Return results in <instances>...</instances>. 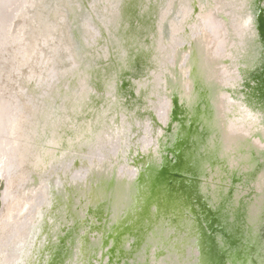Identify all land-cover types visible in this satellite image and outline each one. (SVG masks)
<instances>
[{"label": "bare ground", "instance_id": "bare-ground-1", "mask_svg": "<svg viewBox=\"0 0 264 264\" xmlns=\"http://www.w3.org/2000/svg\"><path fill=\"white\" fill-rule=\"evenodd\" d=\"M119 1L84 2L82 6L100 17L98 18L100 23L97 25L86 19L95 35L99 33L102 36L106 21L111 20L120 4ZM73 3L76 5V1ZM152 3L148 4V11L143 15L144 19L138 17V21L142 25L150 24L148 30L143 32L150 33L151 30L156 36L160 6ZM31 6L33 7L30 8ZM47 9L55 10V16L58 17L50 18ZM149 10L155 16L152 17ZM66 17V6L57 0H0V66L4 69L12 64L22 63L19 56L12 57L11 54L8 57L7 54L13 50L15 53L20 44L24 46L26 42H30V39L25 37L26 31H35L33 24L37 22V18L41 22L49 21V25L43 24L47 27L46 38L39 36V41L29 44L34 47L36 45L38 55L29 70H33L32 68L42 70L38 78L33 77V82H29L38 85L37 94L34 98L30 96L26 99L25 97L29 96L27 91L32 85L27 83L17 86L20 91L17 92L24 99L18 112L32 113L31 107L36 110L33 122L34 128L39 127L43 131V133L38 131L43 154H46L47 158L52 154L45 152L48 148V146L45 148V142L46 144L52 142L56 135L63 132L68 133V128L77 129L78 121L89 119L77 130L80 131L76 134L80 136L77 140V149L75 146L78 151V154H75L77 157L66 154L59 161L53 160L44 173L39 174L41 177H48L47 181L43 186H39L35 197L31 198L33 203L26 211V224L20 228L18 223L13 228L9 226L11 223L6 218V212L10 207L7 198L12 192L8 190L9 184L21 168L18 164L19 159L21 158V161L23 157L27 158L26 161L31 159V153L33 154L35 148L32 146L34 141H30V136L36 130L29 124L20 133L17 132L18 128H14L12 139L10 129H4V120H2L4 102L0 104V139L4 130H7L13 147L12 152L15 154L14 159L9 157V173L8 175L5 173L7 187L0 210V227L4 236L8 238L0 243V264H66L71 259L72 247L78 254L75 256V264H101L102 254L106 251L109 253L110 250L116 257L113 258L115 262H118V256L123 250L128 254L133 250L140 252L147 260V252H145L147 248L153 264H209L206 261L207 255H196L193 252L201 251L205 242L203 236L210 234L209 226L221 229L220 224L216 226L215 223L218 221L210 217L208 211L213 214L216 210L215 206L220 207L222 200L228 198L232 192L229 184L235 179L239 182V174L235 167L239 165V171L246 169L242 175L247 180L263 181L260 176L264 175V145H262L264 139L260 133H254V128L257 126L253 124L254 127L245 130L248 133L241 131L242 128L237 121L235 122L227 114L228 99L219 96L221 91L223 93L229 90L223 85L229 79L226 72L220 71L221 61L217 59L215 54L217 50L212 44L214 39L212 30H208L203 24L198 30L192 31L189 38L194 34L198 35L200 40L192 47L183 49L188 50L191 55L192 82L188 96L184 94L180 80L174 83L169 77L166 78L167 87H172L171 92L166 94L172 100V108L164 126L156 121L155 126L161 127L159 130L161 133L156 135L158 131L154 126L146 132L148 135H142V129L146 131L150 127L140 122L137 126H130L132 128L129 132H124V136L126 134L124 146V136L115 131V126L110 123L105 113L108 108L116 109L120 94L122 96L125 94L117 83L127 72L123 73L124 69H119L111 56L108 58V64L104 65L105 60H102V57L105 55H102L104 51L100 47L101 51L98 50L100 67L93 72L97 77V85H94V76L90 78V84L92 88L95 86L97 92V95H94L90 92V84H85L82 78H78L82 71V63L79 50L75 47L77 56L74 55L73 65H75L72 67V73L63 77L67 65L62 66L63 69L58 66L59 62L56 65L54 54H59V49L60 52L62 49L69 50L68 37L64 42L61 39L58 41L59 34L61 38L63 35L66 37L68 24ZM234 29L236 34L241 31L239 26ZM143 32L134 33L139 34L138 37L136 36L134 47L138 48V51H146L147 60L151 51L144 49L148 42L147 38L140 42ZM71 37L76 42L73 36ZM99 38L96 45L104 47L103 38L101 41ZM154 38L152 40L155 42ZM180 38L181 35L178 41ZM205 40L208 44L207 49L203 43ZM95 41L96 39H89V42ZM262 46L264 51V43ZM134 47H131V51ZM263 57L264 52L261 54V62L264 61ZM8 58H11L10 61L5 62ZM256 58H253V62ZM143 63L148 65V62ZM148 67L154 66L149 63ZM253 68L251 76L259 81V86L256 88L259 97L256 92L252 95L264 101V67ZM135 69L134 73L128 72L134 77L132 82L135 83L132 84L130 81L133 87L144 82L136 75L140 73V66ZM173 70L174 75L178 76L177 70ZM153 78L158 79L156 76ZM157 84L161 93L163 83ZM154 85L155 83H152V86ZM33 91L35 92V89ZM88 92L91 95L87 97ZM197 93L199 98L196 100ZM140 95H144L142 91ZM160 100L162 101L163 98L161 97ZM165 105L166 103L160 105V117L167 116ZM90 107L93 109V111L90 109L92 112L88 111ZM139 108L138 112H140ZM256 108L264 109L255 106L252 110ZM86 111V116L83 118L81 115ZM6 113L10 117L12 114L10 108ZM145 114L138 115L142 117ZM125 115L126 120H129L127 113ZM11 116L17 118L18 114L13 112ZM69 118L71 121L75 118L77 122H70L72 125L68 127ZM256 124L259 127V122ZM210 132L213 136L207 146L205 143ZM63 146L62 149H68L67 145ZM3 150L5 152L4 148ZM55 155L57 156L58 152ZM2 169L4 168L0 167L1 172ZM220 183L223 187L219 186ZM237 205L235 204L233 209H236ZM228 219L225 223L227 225ZM220 242L222 250L225 251L230 247L227 243ZM184 250L192 252L191 258L182 257ZM226 262L231 261L227 258ZM106 263H109V259L103 264Z\"/></svg>", "mask_w": 264, "mask_h": 264}, {"label": "rangeland", "instance_id": "rangeland-1", "mask_svg": "<svg viewBox=\"0 0 264 264\" xmlns=\"http://www.w3.org/2000/svg\"><path fill=\"white\" fill-rule=\"evenodd\" d=\"M39 1V0H35ZM58 2L62 3L67 8V26H66V37L63 35L61 38V35L59 34V40H67L69 42V50L60 52L59 54H54L56 59V65L57 62H59L58 66L63 69L62 66L65 67L67 65V68H65V71L63 77L67 74L72 73V67L73 61L75 59L74 55L77 56V51L75 50V47L77 50H79V58L82 63V71L80 72V75L78 78H82L85 84H90V78L94 76V85H97V77L93 75L94 70L98 69L100 67L99 61H100V47H102L104 53L102 55H105L102 57V60H105L104 65L108 64V58L115 59L117 65L119 66V69H124V72H127L126 75H123L118 80V87H120L121 91H124L125 94L122 96L120 93L118 103L119 105L116 106V109L108 108L106 109L105 115L110 120V123L114 125L115 131H118L120 134L124 136V132H129L130 129L134 126L139 125L140 122H143L148 128V130L142 129V135H148L146 132L153 129L155 126L156 121L160 122L161 125H165L166 121H168L170 110L172 108V100L170 97H167L166 94L171 92L172 87H167L166 81L169 77L171 81L174 83L180 80L181 88L184 91V94L188 96V91L190 88V82H192V68H191V55L188 50L184 51V47H192L193 44H196L199 42L200 37H197L198 35H192L189 38V33H192V31L198 30V27L203 24L207 27L208 30H212L213 32V42L212 44L215 45V48L217 51H215V54L217 59H220L219 66L220 71L226 72L225 74L228 76V81L225 85L226 89H229L228 91H222L220 92L219 96L220 98H226L228 99V102L232 101V95L234 94L235 97H238L239 102V110L244 111L245 115L247 116V120L243 122V124H240L241 131L248 130V128L254 127L253 126V120L256 119V122H259V133L261 134V137L264 139V109L258 110L259 117L252 118L248 112L251 110L252 107L256 105V103H252L254 100L252 98V94L256 89L253 88V85H255L252 75V70L254 69L253 66L248 63H246V60L250 62L253 57L251 55L246 54L247 57L245 60V63L242 68L238 67L237 59L233 56L235 54H232L231 48L234 46V43L238 40L236 38L232 37V40L230 39L228 41V37H226L225 33V25L224 20L225 17L221 13V8L226 0H195L196 1V11L195 8H193V5H191V0L188 2V0H120V4L118 5L117 10L113 13L111 20L106 21V28L101 34L93 33L91 28L89 27L88 23L86 22V19H89V21L97 25L100 23L99 16L96 15V13H90L85 6H82L85 1L87 0H57ZM76 1V5H74L73 2ZM230 2L231 5L234 4L233 7L237 8V3H244L246 0H227ZM151 2L155 6L158 7L161 16L163 15V19L170 17L169 21H167L166 24L164 22L158 21L156 24V32L157 35H153V33L150 30V33H144L143 31H147L150 27V24L142 25L138 21V17L140 19H144L143 15L147 13L148 7ZM188 2V3H187ZM247 2V1H246ZM247 6V12H244L243 17L247 19V23L243 25L242 31L238 34V36L242 37L244 34L243 29H249L252 31L250 34V39H248V43L245 42L246 50L244 49V52L248 53L252 49V45L254 43L255 35H256V20L254 18V11L262 10V15H264V0H249ZM34 6V5H33ZM31 6L30 8H32ZM162 6V7H161ZM83 7V9H82ZM37 9V7H35ZM65 9V8H64ZM33 10V9H32ZM158 11V13H159ZM48 15L50 18H55L58 16L56 15L55 10H48ZM149 12L152 14V17L155 16L154 13H152L150 10ZM160 13L158 14V17L160 16ZM193 13V16H192ZM218 14V15H217ZM248 15V16H247ZM143 17V18H142ZM202 17V18H201ZM242 17V16H240ZM242 17V18H243ZM201 18V22L198 23L197 21ZM151 20V19H150ZM34 25L35 31H26V39H30V42H26V44L23 46V44L19 45V49L15 51L16 55L13 51L8 52V55H11L12 57L19 56L22 63L19 64H12L9 68L6 69L2 68L0 66V104L2 102L4 107H2V111L4 112L3 119L4 120V129L8 128L10 129V137L13 139L14 137V130L18 128L17 132L20 133L24 129L27 128V124H29L34 130V133L30 136V141H34V151L33 154L31 153V159L26 161L27 158L21 161V158L19 159V166L21 168L17 171V173L12 177L9 184V192H11V196L7 198V203L10 206L9 210L6 212V218L11 223L9 226H12L13 228L19 223L20 228L23 227L24 224H26V211L29 209V207L32 205L31 198L35 197V194L39 190V186H43L44 182L47 181L46 177H41L39 174L44 173V171L47 169V167L55 161H59L64 155H77L78 151L77 149V140H79L80 136H77L76 134L80 131H77L82 124H84L87 120H80L78 121L77 129L68 128V133L64 132L62 134L56 135L52 142H49L46 144L44 143L45 148L48 146L47 149H45V152L52 153L50 154V158H47L46 154H43L42 147H40L39 137H38V131L42 132L39 127L34 128V112L36 111L33 107L32 113H27L26 111L18 112V108H20L23 105V97H21V94L19 93V88H17L18 85L27 84L29 82H33V79L38 78V76L41 75L42 70L32 68L33 70H29V67H32V63L34 60H36L38 55L36 54V45H29L30 43H33V41L38 40L41 36V38H46L48 35L45 28V25H49V21L41 22L36 20ZM157 21V20H156ZM208 23V24H207ZM89 27V28H88ZM28 28V26H27ZM26 28V29H27ZM44 29V31H42ZM187 29V32L184 36H181L180 41H178V38L180 34L183 33V31ZM138 31L143 32L141 33V41H144L146 38L148 39L147 44L144 46V49L147 51H151V54L149 55L148 59L146 60V51L140 50L138 51L135 46V41H137L138 35L134 33H138ZM236 31H238L236 29ZM61 32V30H60ZM216 32V33H215ZM30 33V34H27ZM235 33V31H234ZM156 34V33H155ZM46 35V36H45ZM183 35V34H182ZM224 35V36H223ZM76 40L74 42L72 40ZM137 36V37H136ZM155 36V38H154ZM100 37V38H99ZM136 37V38H135ZM155 39L152 40L153 38ZM101 41L103 38V42H105L104 47L101 45H96L97 39ZM140 38V37H139ZM187 38V39H186ZM90 40L96 39V41L89 42ZM49 40V39H48ZM203 40V38L201 39ZM39 41V40H38ZM191 41V42H190ZM228 41V42H227ZM205 48L207 49L208 44L206 43V40L203 41ZM202 43V44H203ZM140 44V43H138ZM141 45V44H140ZM133 48V51H131V47ZM151 46V48H150ZM100 49V51H98ZM223 51V52H222ZM71 53V57H70ZM244 56V57H245ZM9 57V56H8ZM235 58V59H234ZM264 58V57H263ZM11 58H8L5 60V62L10 61ZM177 59L179 61L177 62ZM59 60V61H58ZM129 61V63H127ZM148 62L143 63V62ZM258 61V64L261 63V67H264V61L261 62V56L256 58V62ZM18 62V61H17ZM75 62V61H74ZM149 63L152 64V68H149ZM233 63V65H232ZM140 66V73L136 74L138 77H140L144 82H140L137 84V87H133L130 85V81L132 82L134 80V77L128 72H135L136 69ZM28 69V70H27ZM62 69L60 71H62ZM177 70L178 76L174 75V70ZM120 71V72H122ZM160 71V72H159ZM34 74V75H33ZM47 73H45L46 75ZM33 75V76H30ZM26 76V78H25ZM149 76V78H148ZM150 76H152L150 78ZM154 76L158 77V79L154 80ZM24 77V78H22ZM34 77V78H33ZM62 77V78H63ZM32 79V80H29ZM153 78V79H152ZM252 78V79H250ZM249 79L250 85H246V81ZM27 80V81H24ZM163 83L161 88V93H159L158 90V84ZM29 83V84H31ZM135 82H132L134 84ZM152 83H155L154 86H152ZM168 83V82H167ZM221 84V83H220ZM245 84V85H244ZM32 85V84H31ZM169 85V84H168ZM48 86V85H47ZM35 89V92L33 89ZM31 88L27 91V94L29 96L25 97L26 99L34 98L35 94H37L36 90L39 89L38 85H32ZM90 92L92 94L97 95L95 86L92 88L90 84ZM19 91V92H17ZM131 91V92H130ZM143 92L144 95H140V92ZM198 96L195 97L197 100L199 98V93H197ZM259 95V92H257ZM25 95V94H24ZM22 95V96H24ZM91 93L89 92L86 94V96H90ZM181 96V94H180ZM163 98L161 101L160 98ZM153 98V99H152ZM36 101V98L34 99ZM238 102V101H237ZM115 103V104H116ZM164 110H166V115L159 116V108L160 105L163 104ZM260 104V102H258ZM31 106V105H30ZM261 106L264 107V101H261ZM46 106H44L43 109H45ZM140 107V108H139ZM10 108L12 114L13 112H16L18 114L17 118L15 116H11L12 114L7 115V110ZM140 109V112H138L137 109ZM5 109V110H4ZM42 109V108H40ZM39 109V110H40ZM92 107L88 108V111L92 112ZM253 112V111H252ZM1 113V112H0ZM86 112H84L81 116L84 118L86 116ZM127 113L129 120H126L127 116L125 115ZM139 113H146L142 117H140ZM29 114V115H28ZM31 114H33L31 116ZM119 117V119H118ZM126 117V118H125ZM142 118V119H141ZM17 119V120H16ZM117 119V120H116ZM167 119V120H166ZM233 120H238L236 116L231 118ZM250 119V120H249ZM116 120V122H115ZM71 123L77 122L74 118L72 121L69 118L67 123L68 127L71 126ZM236 122V121H235ZM233 123V122H231ZM117 124L119 126L117 127ZM126 125V126H124ZM26 126V128H25ZM130 126H132L130 128ZM158 133L156 135H159L161 133L160 126H155ZM15 128V129H14ZM262 128V129H261ZM13 129V132H12ZM21 129V130H20ZM150 129V130H149ZM254 133L257 131V129L254 128ZM247 132V131H245ZM8 131L4 130V138L1 136L0 139V167L4 168L2 169V172L0 171V209L2 207V195L7 187V178L5 176V173H9V165H8V159L9 157L15 158V154L13 151V147L11 146V139L8 138L7 135ZM248 133V132H247ZM118 134V133H117ZM63 136V138L61 137ZM117 136V135H116ZM126 136V134H125ZM124 138V146L126 144V138ZM115 139V138H114ZM28 143V142H27ZM67 145L68 149L64 150L62 149L64 146ZM264 145V143L262 144ZM76 146V149H75ZM134 146V145H133ZM5 149V152L3 150ZM66 148V147H65ZM72 148V149H71ZM39 149V150H38ZM58 152V155L55 154ZM6 153V154H5ZM3 154V155H2ZM20 154V153H19ZM75 155V156H76ZM46 156V157H45ZM6 157V160H5ZM77 157V156H76ZM133 157V156H132ZM49 159V160H47ZM131 160V159H130ZM79 161V158L77 159V162ZM109 161V159H108ZM262 161V160H261ZM260 161V162H261ZM76 162V163H77ZM78 164V163H77ZM244 169L243 171H245ZM241 173L243 171L240 169ZM32 173V176H31ZM35 177V178H34ZM256 178V177H255ZM239 182H241L240 186L242 185L243 189L241 191V198L243 199V202L245 203L246 207L250 205L251 203H254L253 208H256V205L258 203H261V207L259 209H264V199L261 197H264V181H262L263 184H261V181H256V179H250L247 180L245 177H239ZM236 182V183H239ZM21 184V185H20ZM13 193V194H12ZM8 194V193H7ZM258 194L260 195L259 199ZM31 201V202H30ZM257 202V203H256ZM6 203V201H5ZM260 211V210H259ZM22 215V217H21ZM25 215V216H24ZM20 218L19 220L17 218ZM21 220V221H20ZM235 220V219H234ZM234 220L232 222H234ZM255 221V216H253L252 221ZM262 232L258 229H254L252 234L249 235L248 233H242V236L246 234L248 236L249 240L242 239L241 242L238 243V245H234L233 247H230L234 250V253L237 255L235 260L237 261L236 264H253V260H255L256 251L258 248L257 242H260L262 239ZM229 236H231V233H227ZM241 232L238 234L233 235L232 237H235V239L241 238ZM3 237V238H2ZM8 238L7 236H4L3 229L0 227V243L5 241V239ZM235 244H237V240L235 241ZM198 253L197 251L195 254ZM253 259V260H252ZM257 262V261H256ZM225 264H229L226 262ZM258 264V263H257ZM261 264V262H260Z\"/></svg>", "mask_w": 264, "mask_h": 264}, {"label": "water", "instance_id": "water-1", "mask_svg": "<svg viewBox=\"0 0 264 264\" xmlns=\"http://www.w3.org/2000/svg\"><path fill=\"white\" fill-rule=\"evenodd\" d=\"M212 136L213 135L210 132L209 136L207 137V141L205 143L207 144V146L210 140L212 139ZM235 168H236L235 170L239 174L238 178L239 177L241 178L243 175L242 173H240L238 169L239 165L236 166ZM220 175L222 174L220 173ZM260 178H262L264 181V175L260 176ZM236 182H238V179L233 180L232 184H229V188L232 190V192L228 195V198L225 197L226 199L222 200V203H220L221 204L220 207H217L214 205L216 210L213 211V214L210 211H208L209 216L214 217L215 220L218 221L215 223L216 226L220 224L221 229H219L218 227H214L212 225L209 226L210 234L207 233V235L203 236V240H205V242H203V247H201L202 252L200 251L201 253L200 252L196 253V255H202V254L204 256L207 255L206 261L209 264H225V261L227 260V258H229V260L231 261L229 264H236L237 261L235 260V258L237 257V255L234 253V250L231 248H228L229 250L225 249V251L222 250L219 244L221 243L220 241H222L223 243H227L229 246L231 245V247H233L234 245L237 246L238 243L242 241V239L249 240L248 236H246V234L242 236V233L244 232V233H248L249 235H251L254 229H258L259 231H263V232H262V239L260 240V242H257L258 247L256 248H258L257 250L259 251L258 252L256 251L257 257L255 258V260L252 259L254 262L253 264H257V263L260 264V262H264V209H259V207H261L262 202L258 203V205H256V208H253V205L255 202L251 203L250 205H248V207H246L245 203L243 202V199L241 198L242 197L241 191L243 187L242 185L240 186L241 182L239 183H236ZM219 186L223 187V184L220 183ZM3 197H4V192L2 195V204H3ZM259 197L260 195L258 194L257 198L259 199ZM261 198L264 199V197H261ZM237 202H238V205H237ZM230 204L232 206H228ZM235 204L237 205L236 209H233V206ZM253 216H255V221L254 220L252 221ZM228 218L230 219V221ZM227 219H228V225L225 224ZM233 220L234 222H232ZM239 232H241V236H240L241 238L235 239V237H232L233 235L238 234ZM227 233L229 234L231 233V236H229ZM236 240H237V244H235ZM216 242L218 244H216ZM148 251H149L148 248L145 249V252H147V257H148V259L146 260V258H144V256H142L140 252L138 253L133 250L128 254V252L126 253L123 250V252H121V254L118 256V262H115V260L113 259L115 256L112 250H110L109 253L108 251H106V253L102 254L100 258L101 261H103L101 264H103L108 259H109V263H106V264H114V263L153 264L152 261L150 260V255L148 254ZM182 254L184 255L182 256L183 258H186V257L191 258L190 254H192V252H189V250L188 251L184 250ZM193 254L195 253L193 252ZM70 256H71L70 257L71 259L68 260L66 264H69V263L75 264L74 263L75 256H78V254L77 252L73 250V247L71 248ZM105 257H107L106 260H105ZM185 262H187V260Z\"/></svg>", "mask_w": 264, "mask_h": 264}, {"label": "flooded vegetation", "instance_id": "flooded-vegetation-1", "mask_svg": "<svg viewBox=\"0 0 264 264\" xmlns=\"http://www.w3.org/2000/svg\"><path fill=\"white\" fill-rule=\"evenodd\" d=\"M189 1L190 0H188V2ZM234 1L238 2V0H234ZM246 1L244 3H242V2L237 3L238 7L235 8V7H233L234 4L231 5L230 2L226 0L224 2L223 6L220 7L221 8L220 14H223V16L225 17V20H224L225 33H224V35L226 34V37H228V41L230 39L232 40V37L236 38L238 40L237 42L234 43V46H232L231 51H232V54H235L233 56L238 60L237 63L239 65L238 67H240V68H242L244 63H245V60L247 58L245 56L246 54L251 55L255 59V57H260L261 54L264 52L262 50V47H263L262 43H264V15H262L261 9L254 11V18L256 20V26H255L256 27V35H255L256 39L254 40V43L252 45V49H250L251 51L246 53L247 50L245 49L246 46L244 43L247 42V44L249 45L248 39H250L249 36L252 33V31L249 29H246V30L243 29V31H244L243 36L242 37L238 36V34L242 31V28H243L242 26L245 25V23H247V21H246L247 19H245L243 17L244 12H247L246 11L248 8L247 6H249L248 5L249 0H246ZM191 5H193V8H195L194 11H196L197 7H196V1L195 0H191ZM192 16H193V13H192ZM240 16H242L243 18ZM169 18L170 17L163 19V15L161 16V13H160V16L158 19L160 22H164V24H166L167 21H169ZM201 18L197 21L198 23L201 22ZM200 26H202V25L200 24ZM200 26L198 28H200ZM238 26L240 27L241 31L237 32V34H236V33H234V30H235L234 28L235 27L237 28ZM186 32H187V29H185L182 34L185 35ZM182 34H180V35L183 36ZM189 34H191V33H189ZM244 49L246 50V52H244ZM246 63H248L249 65L251 64L253 67H257V68H260V66H261V63L258 64V61L253 62L252 59L250 60V62L247 59ZM232 65H233V63H232ZM250 79H252V78H250ZM253 81L255 83V85H253V88L256 89L259 86V81L256 79L255 80L253 79ZM245 83H246V85H250L249 79ZM254 92L257 93L258 91L256 90ZM254 92H253V94H254ZM256 95L258 96V94H256ZM252 98L254 99L252 101V103H256L255 106L260 107L261 101L259 100V98L257 99V97H255L254 95H252ZM239 102H240V100H238V97H235V95L233 94L232 95V101L227 102V104H226L227 111H228L227 114L230 116V118H233L234 116H236L238 120H235V121H237L238 125L243 124V122H245V120L248 119L247 116L245 115L244 111L242 112L238 109L239 108L238 106L240 105ZM258 102H260V104ZM255 106H253V107H255ZM256 109L254 111L252 110L253 112L251 110L248 112V114L252 118L259 117V114H257L258 110H256ZM253 121H254L253 124L257 126V128H255V129H257V131L255 133L259 134V127L255 123L256 119H254ZM243 126H244V124H243ZM249 129L250 128H248V130Z\"/></svg>", "mask_w": 264, "mask_h": 264}]
</instances>
